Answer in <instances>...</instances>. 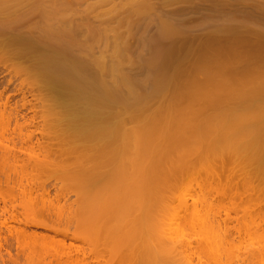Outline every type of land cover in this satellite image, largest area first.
Masks as SVG:
<instances>
[{
    "label": "rangeland",
    "instance_id": "1",
    "mask_svg": "<svg viewBox=\"0 0 264 264\" xmlns=\"http://www.w3.org/2000/svg\"><path fill=\"white\" fill-rule=\"evenodd\" d=\"M24 1L26 0L21 1L23 2L21 7L14 6L6 11L0 9V23L2 20L6 22L9 19L8 21H11L12 18H15L17 22V19L20 18L19 14L23 10L22 6L26 4ZM70 1L75 6L70 7L69 12L65 11L67 14L63 11L64 15L60 13L59 16L67 15V21L75 27V35L71 32L70 37L68 36L69 38L67 37L65 42H69L68 39L70 38H75V43L73 42L69 51L70 54H75V58L79 60L82 68L99 71L98 59L105 60L104 68L109 67L111 61H121L123 73L129 75L138 83L142 82L144 85L141 86L142 83L140 84L139 91L146 93L150 90L151 84L149 81L157 68L155 66L156 69L153 68V61L150 62L152 66L145 63L149 64L151 59L156 58V51L162 49V47L164 51L166 50L164 47H171V45H177L176 49H181L179 53V50L175 48L176 51L167 48L170 52L165 51L168 58L167 55L163 56V50H161L162 53L160 51L165 59L173 58L176 53H179L174 58L177 60L171 65L170 72L180 70L182 76L168 88L163 98L154 99L142 108L145 116L161 109L166 105L167 100L172 98V94L177 93V102L170 105L169 110L192 111L195 113L202 111L203 114L193 119L194 123H202L205 119H212L218 109L215 105V98L227 94L226 89L220 87L221 83L223 84L225 81L230 86L229 98L227 99L229 106L238 110L246 107L251 111L264 107V99H256L259 93L258 89H244L242 87V85H245L244 83L254 84L258 82V79L264 81V0H150L151 6L147 11L148 13L145 12L140 16L133 15L131 17L127 15L129 5L131 1L138 2L139 0H69L68 2ZM39 13L38 10L34 13H28V16L25 13L26 17L23 19L21 16L20 18L23 19L22 23L24 25L17 22L23 25V28L19 25L20 29L16 30H20V34L29 32L25 25L30 20L29 23H34V25L39 23L41 20L40 15H37ZM21 21L19 20V22ZM57 22L54 21V23ZM2 23L3 26H6L5 30H7V25H4V22ZM163 23H170L171 33L162 38L160 37V27ZM2 25L0 24V27ZM16 30L15 34L18 33ZM8 32L14 34L11 30ZM8 32H4L3 28H0V96L2 97V100L0 99V141L2 140L11 145L12 143H9V140L4 137H11L16 128L14 132L15 140L18 146H21V138H18L20 132H22L21 136L24 137L26 133L30 130H36L38 126V128H41L42 125L46 127L51 125V128H55L60 123L61 126L58 125L59 127L56 130L63 137H72L73 139H70L71 144L90 145V147L88 146L90 148L88 153L82 152L83 148H79L81 145L74 146V149L69 151L70 154L66 156V158L71 159L72 163H69L72 166L68 165V168L71 167L69 170H80L83 165L74 160L82 157L87 163L86 168L90 173H96V171L105 173L110 168L109 165L104 163L97 168L94 159L98 157L97 144L102 145L109 142V136L105 135L100 140L86 137L88 133L92 132V127L85 124V112L81 107L82 104L69 99V92L59 93L51 88L43 76L38 63L39 55L33 51L34 46L27 45L26 41V44L19 43L20 41L13 42L11 37L15 34L11 36ZM20 34L16 36L21 37ZM54 34L57 33L54 31ZM28 36L32 37L33 35L29 34ZM22 38L25 40L26 37ZM70 41L72 40L70 39ZM33 43L32 45H34ZM41 49L48 54L46 49L43 47ZM74 54L72 55L74 56ZM197 65H200L199 68L203 69V73L208 72L210 75H215L214 80L207 81L204 75V78L200 77L203 73L197 68ZM195 67L197 70L199 69L197 72ZM107 83L110 87L115 86L110 79H107ZM118 86L121 91L120 94L124 97L127 96L129 93L128 87ZM193 86L199 90L192 89ZM198 91H201L200 94ZM193 92L196 93V96L192 101H189L186 95L192 96ZM244 94L250 96V98L247 102L240 104L238 99ZM7 97L9 102L5 108L4 103L7 101ZM106 106V103L101 106L100 113L103 120L108 122ZM14 112H18L19 124L14 119L15 115L9 116L11 119L8 117L10 113ZM32 117L36 118L35 126L25 125L26 123L23 121ZM124 119H126V128L138 125L135 120L124 112L119 119L114 117L109 120L111 123H117ZM21 122L25 126L20 128ZM38 140H44L40 132L36 133L32 143H37ZM70 140L68 139V141ZM24 155L21 154L23 158H28V155ZM42 157L43 155L40 156V158ZM252 157L255 156L250 155L249 159L260 160L247 161L249 159H244L235 153H227L224 157L211 160H201V158L194 155L189 161L192 165L197 166L193 170L194 172H189L192 177L187 173L185 175L180 173L171 177V186L164 192L165 198L167 197L166 200H168V202H165L167 207L161 205L153 210L143 211L144 208L141 210L140 201L134 200L138 199V193L134 192L137 191L136 189L134 191L133 187H131V190L119 189L114 199L115 209H118L114 213L115 217L121 215V213H126L128 216L125 217L124 214L118 218L124 217L128 220V217H130L131 219L128 220L129 223L131 220L130 224L134 222L139 224V221L142 220L145 224L141 223L142 226L147 225L144 228L146 230L143 231V236L145 234L146 237L143 239L145 243L147 242V247L154 243L153 246H156V249L161 247L158 246L160 242L156 239L160 240V224L161 221L165 220L166 223L163 224L166 225V234L171 230L177 235V240L180 239L181 242L186 243V253L193 264H264V173L254 172L259 168H264V149L256 156L258 158ZM174 161H176V158ZM76 164H79V167ZM3 167H0L2 184L6 181L4 179L7 175L5 171H8V167ZM28 167L31 170L30 166ZM213 169L220 174L215 180H212L214 176L207 175ZM243 170H246L247 173ZM48 172L50 170L45 173L47 175L53 174ZM8 174L13 179L22 175L20 173ZM150 176L154 177V175ZM139 178V174H137L135 179L139 180ZM207 178L209 184L206 182ZM204 182L208 185L206 187L209 192L207 195H209L208 197L211 195L210 200L212 203L209 206V211L206 209L205 204L198 202L199 206H197L199 214L204 215L205 209L209 212L210 220L206 225L202 224L201 216L198 220H193L194 223L188 221L185 208H182L181 204L183 198L193 202L192 199L197 198V194L200 192L199 187ZM50 189L54 192V187L50 186ZM129 191H131L130 200L122 201L118 193ZM13 192L9 193L3 190L0 195V207L4 206L3 197L12 200L15 196L13 202L15 204L21 203L17 207L19 216L18 220L15 219L16 222L10 220L8 214L5 217L0 216V264H43L44 259L49 260L53 252L55 253V249L49 248L50 250L47 249V251L53 250V252L51 251L52 254L47 252L45 254L43 252L46 249H41V243L36 241L38 242L37 246L35 240L32 241L30 237L26 238V236L17 234L23 228L30 232H32L31 230L41 232L43 229L35 226H25L23 222L26 220H24L23 215L26 210L24 209L29 207L24 208L18 189L13 190ZM72 196V200H74L76 197ZM201 205H204L205 209ZM121 207L124 212H122ZM27 212H29V209H27ZM140 213H143L141 220H139ZM6 220L7 223L4 224ZM189 223H192V225ZM12 233L13 236L10 235ZM60 238L62 237L60 236ZM70 241L69 239L68 242ZM146 244L143 246L144 248ZM151 248L152 246L148 249ZM150 251L148 250V252ZM143 254L145 253L143 252Z\"/></svg>",
    "mask_w": 264,
    "mask_h": 264
},
{
    "label": "bare ground",
    "instance_id": "2",
    "mask_svg": "<svg viewBox=\"0 0 264 264\" xmlns=\"http://www.w3.org/2000/svg\"><path fill=\"white\" fill-rule=\"evenodd\" d=\"M21 1L23 0H0V9L6 11L14 6L21 7L23 3ZM68 1H24L26 4L22 6L23 10L19 14L20 16H17L20 18L22 16L24 19L30 13H34L37 10L40 12L37 14L41 18L39 23L34 25V23H29L31 20H28L29 24L25 22L27 23L25 27L29 29L27 33L31 34V36L33 35L32 37L28 36L29 34L27 33L20 34L21 31L16 30L24 25L22 23L23 19L20 18L19 20L22 21L19 22L17 19V22L23 25L18 24L16 19L12 18L13 20L11 19V21H8L9 19L6 20L7 24L2 20L4 25H7V30H5L6 26H3L2 22L0 23L2 25L0 28H3L4 32L11 30L14 33L16 30L18 35H22L19 38L17 34L14 33L15 35L13 34V36L11 32H8L13 36H10L13 42L17 43L20 41L19 43L23 42L24 44L27 42V45L34 46L33 51L39 55L38 63L47 84L59 93L69 92V99L82 104L81 107L85 112V124L92 127V132L88 133L86 137L100 140L105 135L109 136V142L102 145L97 144L98 157H95L94 160L97 168L104 163H107L110 168L105 173L100 171L90 173L86 168L87 163L84 158L80 157L81 159L78 158L74 161L80 162L83 167L81 166L80 170H69L71 167L68 168V165L72 166L71 159L66 158L70 154L69 151H72L74 146L81 145L82 147L80 146L79 148H83L82 152L88 153L90 150L88 146L90 147V145L71 144L72 137H63L56 130L57 127L61 126L59 125L60 123L55 128H51V125H48L49 127L42 125L41 128H38V126L36 130H30L24 137L21 136L22 132H20L19 136H17L21 138V146H18L15 140V128L11 137H4L9 140V143H12L11 145L2 140L0 141V167H8V171H5L7 175L4 174L5 183L2 184L0 180V195L3 190L14 193L15 191L13 192V190L18 189L19 193H17L21 195L20 198L24 208L29 207L24 209L26 212L29 209V212H24L23 216L26 221L23 223H25V226H35L43 229L41 232L33 230L30 232L23 228L17 234L26 236V238L30 237L32 241L35 240V242L41 243L42 247L41 245L39 246L41 249H46L43 252L45 254L46 252H53V250L48 252L47 249H55V253H51L49 260L44 259L43 264H193L186 253V243L181 242L180 239L177 240V235L171 230L168 233L172 232L173 234H166V225L163 224L166 223L165 220L161 221V224L159 223L161 225L160 240L156 239V241L160 242L158 246L161 247L156 249L153 243L151 245L152 248L148 249L151 246L147 247V242L145 243L143 239L146 237L145 234L143 236V231L146 230L144 228L147 226H144L145 224L141 220L143 213L139 214V220H141L139 224L134 221L135 224H130L131 220L130 223L128 222L131 219L130 217H128V220L124 217L118 218L124 214L125 217L128 216L126 213H121V215L115 217L114 213L118 210L115 209L114 204L117 191L119 189L131 190V187H133V191L136 189L137 191L134 192L138 193V199L134 200L140 201L138 202L141 203V210L143 208V211L153 210L158 206L165 205L166 201L168 202L164 192L171 186L172 176L180 173H182L181 175H185V173L191 175L189 172L197 167L189 163L194 155L201 158V160L221 158L227 153L238 154L244 159H249L250 155L255 156L252 158H258L256 156L264 149V107L251 111L246 107L238 110L229 106L227 99L229 98L230 86L225 81L223 84L221 83L220 87L226 89L227 94L215 98V105L218 109L212 119H205L202 123H194L193 119L203 114L202 111L195 113L192 111L169 110V106L177 102V93H173L172 98L168 99L166 105L161 109L145 116L142 108L154 99L163 98L168 88L182 76V71L180 70H175L173 73L170 72L171 65L177 60L174 58L181 52V49H176L177 45L164 47L166 50L167 48L179 50V53L174 52L176 55L173 58L165 59L162 54L166 56L167 51L170 53L169 49L165 50V52L163 47L161 49L159 45L160 49L158 48L156 55L154 54L156 56L155 60L151 59L149 64L145 63L150 65V62L153 61V68H157H155V71L153 70L154 74L149 81L151 84L150 90L146 93L139 91L142 82L138 83V81L123 73L121 61H111L110 66L104 68L105 60L98 59L99 71H94L91 68H82L79 60L75 58V54H70L69 51L75 38H70L72 41L68 39V44L65 42L71 32L74 34L75 30V27L71 26L67 21V15L63 16L65 11L69 12L70 7L75 6L73 2L70 1V3ZM150 6V0L131 1L127 15L130 17L133 15L140 16L149 11ZM60 13H63V15L59 16ZM54 21L58 22L54 23ZM13 28L14 30H12ZM54 31L57 34H54ZM170 33V23L161 24L160 37H167ZM34 34H38V39ZM23 35L28 39L25 38L23 40ZM32 42H34V45H32ZM30 46L28 47L31 48ZM41 47L46 49L48 54ZM175 49L173 51H176ZM161 50L165 53H162ZM166 57L168 58V55ZM200 65H197V68ZM147 67L149 68L150 66ZM197 68L195 67L196 72L199 69L201 72L203 71V69L199 68L197 70ZM207 73L204 72L200 77L204 78L205 76L207 81L214 80L215 75ZM198 74L196 73V75ZM107 79H110L115 86L110 87ZM244 84L242 85L244 89H258L259 93L256 99H264V81L262 79H258V82L254 84ZM118 85L128 87L129 93L127 96L124 97L120 94L121 91ZM143 85L142 83L141 86ZM194 87L192 89H196ZM200 92L198 91L199 94ZM186 96L189 101H192L196 93L193 92L192 96L188 94ZM248 98L250 96L244 94L238 99V102L240 104L245 103ZM0 99L2 100L1 96ZM6 100L5 103L3 102L5 108L9 98ZM105 103L107 104L106 118H108V122L103 120L100 113L101 106H104ZM123 112L135 120L138 125L126 128V119L117 123L110 122V118L119 119ZM12 114L15 115L14 119L19 124L18 112L10 113L8 117ZM29 120L23 121L26 123L25 125L31 127L36 123L35 117ZM24 123H20V128L25 126ZM37 132H40L44 140L32 143V139ZM68 139L71 140L68 141ZM69 147L71 148L69 149ZM21 154H25L24 156L28 155V158H23ZM41 155H43L42 158H40ZM175 158L176 161H174ZM253 160L260 159H249L247 161ZM20 162L23 163L21 164ZM28 166H30L31 170L28 169ZM47 170H50L48 173H55V176L53 174L47 175L45 173ZM243 171L247 173L246 170ZM254 172L264 173V168H259V170ZM8 173H20L22 175L13 179ZM137 174H139V180L135 179ZM150 175H154V177ZM207 175L214 176L212 180L220 176L214 169ZM208 178L207 183L209 182ZM206 182L202 183V185L200 184L201 186L199 185L200 192L196 193L198 195L197 198L192 197L194 199H192L193 202L188 201L187 198L181 199L182 208H185L186 219L192 223H194L193 220H198L200 216L203 225L208 224L207 222L210 220L208 209L212 202L210 200L211 195L210 197L207 195L209 192L208 188L206 189L208 187ZM11 183L12 185H10ZM49 185L54 187V192H52ZM213 186L215 187V184ZM130 193L131 191L118 193V196L122 201L130 200ZM72 195L76 197L74 200H72ZM14 198L15 196H13L12 200H9L3 197L4 206L0 207V216L3 215L5 217L8 214L10 220H18L19 212H17V207L21 203L15 204L13 202ZM24 202H27L26 206ZM198 202L205 204L208 210L205 209L204 205H201L205 209L204 215L199 214ZM5 223H7V220L6 222L4 221ZM141 223L144 225L142 226ZM192 223L189 224L192 225ZM12 226L14 227V225ZM10 235L13 236V233ZM69 239L71 240L70 242H68ZM38 242H36L37 246ZM145 244L147 248L143 247ZM142 248L144 249L142 250ZM147 249L151 251L148 252Z\"/></svg>",
    "mask_w": 264,
    "mask_h": 264
}]
</instances>
